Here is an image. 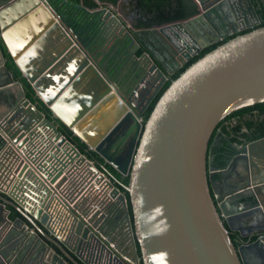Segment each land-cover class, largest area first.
<instances>
[{
  "label": "water",
  "instance_id": "water-1",
  "mask_svg": "<svg viewBox=\"0 0 264 264\" xmlns=\"http://www.w3.org/2000/svg\"><path fill=\"white\" fill-rule=\"evenodd\" d=\"M195 1L198 14L143 32L119 4L84 8L76 26L59 11L67 0H0L5 264H249V247L264 254V233L239 247L231 236H246L238 222L264 213V137L234 157L229 168L243 159L248 172L230 183L222 176L223 187L213 180L218 171L209 156L224 118L264 102V26L193 62L143 116L175 56L183 65L213 37L250 23L247 16L225 20L243 0ZM245 2L258 24L253 1ZM14 31L18 42L11 41ZM3 44L36 100L8 68ZM127 124L126 136L118 135ZM109 165L129 174V183ZM119 185L130 194L133 220ZM13 209L21 215L12 217Z\"/></svg>",
  "mask_w": 264,
  "mask_h": 264
},
{
  "label": "trees",
  "instance_id": "trees-1",
  "mask_svg": "<svg viewBox=\"0 0 264 264\" xmlns=\"http://www.w3.org/2000/svg\"><path fill=\"white\" fill-rule=\"evenodd\" d=\"M119 1L120 0H67L66 5L60 7L59 11L66 21L73 23V21L76 20V16L82 13L84 8L91 10L97 9L101 3H103V5L113 4L114 6H117ZM253 1L258 7L260 17L262 18V22L258 26H264V1ZM122 12L131 19V22L136 29L146 32L156 26H163L168 23L186 20L196 15L199 12V7L195 0H125L122 4ZM251 29L253 28L241 31L240 33H245ZM237 34H233L224 40L205 47L199 54L192 57L180 70L173 74L144 112L143 116L145 121L149 118L157 101L171 84L173 79L177 78L188 66L204 54ZM2 47L7 60L6 64L8 68L12 70L16 80H19L24 84V87L27 90V96L32 100H36L32 85L25 77L22 76V72L15 64L11 55L8 53L6 46L3 44ZM262 137H264V102L247 106L232 112L218 124L210 139L209 156L214 157L212 164L219 168L224 167L227 164L229 157H231V155L226 152L227 148H234L236 145L246 144L247 142H251ZM91 155L103 161L100 154L94 152ZM109 167L118 177L122 179L124 184L129 183V174L123 175L112 165H109ZM119 187L127 195L130 213L133 219L130 194L125 190L123 185H119ZM19 215L21 214L16 209H13L12 217H17ZM231 236L235 245L239 246L240 242L237 240V234L232 232ZM138 248L141 254L139 245Z\"/></svg>",
  "mask_w": 264,
  "mask_h": 264
},
{
  "label": "flooded vegetation",
  "instance_id": "flooded-vegetation-1",
  "mask_svg": "<svg viewBox=\"0 0 264 264\" xmlns=\"http://www.w3.org/2000/svg\"><path fill=\"white\" fill-rule=\"evenodd\" d=\"M237 2H238V0H237ZM253 3H254V1H253ZM242 5H243V8H245L246 12L243 11V8H241L240 4H237V7H236L235 12H234V16H232V17L228 16L227 19H225L227 23H229V22L233 23L235 21L238 22L240 20V18L244 19V16H247L249 18V22H250L249 24H248V22H246V23L245 22L244 23L243 22H241V23L239 22V25L236 26V29L239 31L237 33H240L241 31H245V30L250 29V28L258 27V25L261 24V22H262V18L260 17V14H259V11H258V7L255 5V3H254V6H255V9H256V11L258 13L259 20H260L258 24H255V22H257V20L252 15V13H251L252 11L249 10L248 4L245 2V0H243V4ZM83 14L84 13L82 12L79 15H77L76 16V20L74 19L75 21H73V23H70V24L76 25V26L79 25L78 18L82 17ZM238 18H239V20H238ZM218 26H220V29L223 32H225L223 30V26H221V24H219ZM137 30L138 29H136L134 27V31H137ZM132 32H133V30H132ZM231 32H232L231 35L237 34L235 32V29H233ZM231 35H228V34L224 33V34H222L220 36L213 37V39H212L213 43H216V42H219L221 40H224V39H226L227 37H229ZM135 37L138 39L137 36H135ZM120 43H122V41ZM210 45L211 44H209L208 46H210ZM208 46H202L200 48V51H198V53L195 52L193 54V57L195 55L199 54L205 47H208ZM106 49H107V47H106ZM120 61H121V59L117 62V64H119ZM185 64L181 65V62L179 60H177V56H175L174 57V61H172V63H171V65H172L171 69H172L173 72L168 75L169 79L171 78V76H173V74H175L178 70H180ZM249 143L250 142H247L246 144H239V145L234 146V148L233 147L227 148L226 152H228L229 155H231V157H229V159L227 161V164L224 167L219 168V167L214 166L212 164L214 166V168L217 169V171H218L216 176H214L213 180L217 181L218 184L220 185V187H223L222 176H226L228 183H230L233 180V178L236 179V177L243 176L244 172H248V170L245 169V160H243V159L240 161L238 169L233 170L232 168H229V167H231V164H232L235 156H237V155H239V154H241V153L246 151L245 148H246V146ZM230 153H233V154H230ZM249 165H250V163H249ZM251 167H250V169H251ZM224 169H227V171L226 172H221ZM263 172H264V170H263ZM256 174H258L257 170H256ZM262 175H264V173ZM259 176H261V175H259ZM244 221H246L247 224H245ZM262 222H264V213L263 212H253V214L249 218H244V219H242L241 221L238 222V226L241 227L242 230L246 232V236H244V237L242 236L241 237L239 235V232L234 231V233H236L237 236H238L237 240L240 242L239 246H242L244 244H250L252 242H255L258 238H260V236L264 233V230H260L259 229V227L262 226ZM251 230H253V231H251ZM260 248L259 247H255V246H252V247L248 248V250H247L248 254H246L245 257H246V259H247L249 264H257L262 259H264V254H263L262 251L259 250ZM140 256H141V254H140ZM50 259L51 258H48V261H50ZM34 263L35 264H42L37 259L34 260V261H31L29 264H34ZM0 264H5L4 261H3V256H1V255H0ZM141 264H143L142 260H141Z\"/></svg>",
  "mask_w": 264,
  "mask_h": 264
},
{
  "label": "crops",
  "instance_id": "crops-1",
  "mask_svg": "<svg viewBox=\"0 0 264 264\" xmlns=\"http://www.w3.org/2000/svg\"><path fill=\"white\" fill-rule=\"evenodd\" d=\"M125 0H120L119 1V10H120V12H121V15H122V17L125 19V20H127V22L129 23V25L130 24H132V22H131V19L129 18V17H127L125 14H123V12H122V4H123V2H124ZM118 6L117 7H115V9H117L118 8ZM37 18H38V16H37ZM37 20V22H40V20L38 21V19H36ZM32 26H34V23L32 24ZM17 32L16 31H14L13 33H12V37H11V41L12 42H15V41H19L20 40V38L17 36V34H16ZM17 89H18V87H14L13 88V90H15V91H17ZM130 125H126V127H124V129L123 128H121L120 130H118L117 131V134L118 135H122V134H125L124 135V137L126 136V133L130 130ZM244 223L245 224H247V222L246 221H244ZM18 239H19V235H18V233H14V235H13V237H12V239L10 240L11 241V243L12 244H14V245H16V243L18 242ZM35 264V263H34Z\"/></svg>",
  "mask_w": 264,
  "mask_h": 264
}]
</instances>
